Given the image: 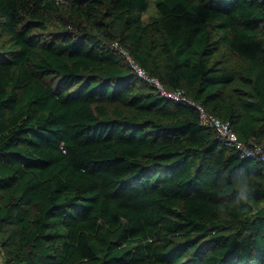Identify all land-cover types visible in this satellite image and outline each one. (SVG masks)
I'll list each match as a JSON object with an SVG mask.
<instances>
[{"label": "trees", "instance_id": "obj_1", "mask_svg": "<svg viewBox=\"0 0 264 264\" xmlns=\"http://www.w3.org/2000/svg\"><path fill=\"white\" fill-rule=\"evenodd\" d=\"M149 3L0 0L2 264H264V163L197 109L264 140V0Z\"/></svg>", "mask_w": 264, "mask_h": 264}, {"label": "built area", "instance_id": "obj_2", "mask_svg": "<svg viewBox=\"0 0 264 264\" xmlns=\"http://www.w3.org/2000/svg\"><path fill=\"white\" fill-rule=\"evenodd\" d=\"M117 43H115V46ZM121 53L126 57L128 63L130 64L131 68L136 71L139 75L144 76V72L134 63L131 59L129 54L124 51L120 50ZM159 87V86H157ZM163 94H166L168 97L172 99H179L183 98V91L176 90L172 92L164 91L160 88ZM199 112V117L202 123L210 125L216 132L217 136L224 142V144L229 148L237 149L242 155L248 156L254 159H257L264 163V140L263 141H256L254 139H250L248 142H243L238 139V136L235 132H233L228 123L221 121L219 118L208 114L203 108L197 107ZM0 264L1 262V250H0Z\"/></svg>", "mask_w": 264, "mask_h": 264}, {"label": "clouds", "instance_id": "obj_3", "mask_svg": "<svg viewBox=\"0 0 264 264\" xmlns=\"http://www.w3.org/2000/svg\"><path fill=\"white\" fill-rule=\"evenodd\" d=\"M262 159H264V157H262ZM238 171L242 173L243 169L240 168ZM250 182V177L246 175L238 176L235 186L240 189L241 193H244L249 189ZM232 203L239 207V211L241 213H246L250 211L253 201L250 200L248 196L242 194L239 195Z\"/></svg>", "mask_w": 264, "mask_h": 264}, {"label": "rangeland", "instance_id": "obj_4", "mask_svg": "<svg viewBox=\"0 0 264 264\" xmlns=\"http://www.w3.org/2000/svg\"><path fill=\"white\" fill-rule=\"evenodd\" d=\"M149 2L150 3L147 10L142 13V20L144 23L151 21L157 15L156 7L154 5V0H149ZM221 54H223V56L221 57L223 58L224 63L226 62L227 64L230 65H233L235 63V59L232 58L225 50H222Z\"/></svg>", "mask_w": 264, "mask_h": 264}]
</instances>
